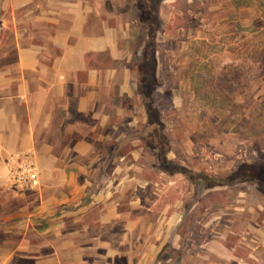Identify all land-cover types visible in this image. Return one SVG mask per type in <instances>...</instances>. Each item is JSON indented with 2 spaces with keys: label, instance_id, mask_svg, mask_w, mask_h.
I'll use <instances>...</instances> for the list:
<instances>
[{
  "label": "crops",
  "instance_id": "obj_1",
  "mask_svg": "<svg viewBox=\"0 0 264 264\" xmlns=\"http://www.w3.org/2000/svg\"><path fill=\"white\" fill-rule=\"evenodd\" d=\"M131 6L0 0V31L13 32L0 38V264H264V203L240 197L228 207L227 186H203L188 207L189 216L202 204V215L182 232V213L149 212L160 199H124L131 182L152 183L143 153L157 161L145 144ZM19 156L40 173L39 187L20 195L7 180Z\"/></svg>",
  "mask_w": 264,
  "mask_h": 264
},
{
  "label": "rangeland",
  "instance_id": "obj_2",
  "mask_svg": "<svg viewBox=\"0 0 264 264\" xmlns=\"http://www.w3.org/2000/svg\"><path fill=\"white\" fill-rule=\"evenodd\" d=\"M234 1L243 7L252 6L253 12L244 10L239 14V7L235 12ZM234 1L160 2L164 27L158 35L161 57L158 78L174 110L162 115L163 132L175 151L171 161L190 173L160 175L153 169L158 161L148 151L138 161L143 164L142 176L152 183L144 189L131 182L124 199H160L149 212H163L167 217L182 213V232L186 231L189 218L197 219L203 212L201 204L188 216L190 204L202 199L204 186L200 181L193 185L190 174L206 172L229 178L243 164L264 163V150L260 152L256 146L258 140L264 139V68L253 62L257 51L264 48V0ZM131 10L135 16L133 6ZM133 27L132 51L139 57L147 36L143 26L135 23ZM12 34V28L6 27L0 31V38L6 42ZM150 130H146L147 135ZM170 182L178 183L168 187ZM30 191L33 190L14 192L20 195ZM240 197L251 205L264 203V195L256 183L233 182L227 186L224 201L228 207ZM176 199L181 200L180 208L168 207V202ZM169 249L163 253V259L174 255Z\"/></svg>",
  "mask_w": 264,
  "mask_h": 264
},
{
  "label": "trees",
  "instance_id": "obj_3",
  "mask_svg": "<svg viewBox=\"0 0 264 264\" xmlns=\"http://www.w3.org/2000/svg\"><path fill=\"white\" fill-rule=\"evenodd\" d=\"M133 12L135 13V21L144 27L147 40L141 50L137 62L139 72V91L140 95L145 99V108L147 111V127L151 130L148 132L146 146L156 151L157 169L161 172L169 174H178L179 172L189 175L190 171L184 166L174 164L168 159L171 152L170 138L163 132V116L169 115L173 110L172 100L167 95L156 92L161 87L157 76L159 60L158 35L162 32L164 23L160 16V2L162 0H131ZM262 15L264 16V2L262 4ZM261 52L257 51V58L254 63L264 68V48ZM225 97H222L223 101ZM264 139L256 142L257 150H264ZM192 182L200 181L206 188L228 186L233 182L256 183L259 190L264 195V163L254 165L243 164L238 167L235 174L229 178L210 176L206 173L190 174Z\"/></svg>",
  "mask_w": 264,
  "mask_h": 264
},
{
  "label": "built area",
  "instance_id": "obj_4",
  "mask_svg": "<svg viewBox=\"0 0 264 264\" xmlns=\"http://www.w3.org/2000/svg\"><path fill=\"white\" fill-rule=\"evenodd\" d=\"M7 169V180L13 191L34 190L40 184L39 168L29 156L14 158Z\"/></svg>",
  "mask_w": 264,
  "mask_h": 264
}]
</instances>
